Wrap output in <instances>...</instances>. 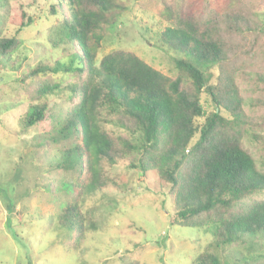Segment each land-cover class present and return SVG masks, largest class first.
Listing matches in <instances>:
<instances>
[{
  "label": "trees",
  "instance_id": "16d2710c",
  "mask_svg": "<svg viewBox=\"0 0 264 264\" xmlns=\"http://www.w3.org/2000/svg\"><path fill=\"white\" fill-rule=\"evenodd\" d=\"M117 2L51 0L46 12L58 23L46 43L64 45L65 60L52 68L40 63L19 80L32 81L27 87L36 100L61 83L35 78L67 83L62 120L52 135L42 128L44 138L34 145L35 152L59 146L58 170H84L69 186L73 198L58 224L83 240L82 197L102 188L101 162L127 161L128 169L155 177L157 189L147 185L150 190H165L170 225L211 233V251L199 252L192 263L228 264L225 249L264 239V71L254 69L264 64V0H224V7L208 0L162 1L158 16L166 26L159 42L182 56L173 61L172 78L130 50L96 58L106 31L116 30L109 14ZM64 6L67 17L60 13ZM14 12L7 20L18 30L36 20L20 3ZM19 45L16 37H0V64ZM48 114L47 102L29 104L19 119L22 130L43 125Z\"/></svg>",
  "mask_w": 264,
  "mask_h": 264
},
{
  "label": "rangeland",
  "instance_id": "374dc122",
  "mask_svg": "<svg viewBox=\"0 0 264 264\" xmlns=\"http://www.w3.org/2000/svg\"><path fill=\"white\" fill-rule=\"evenodd\" d=\"M162 1L175 0H118V7L109 14L116 30L106 31L95 50L96 58L116 49L130 50L164 76L174 77L173 61L182 56L159 42V33L166 26L158 16ZM190 1L182 0L185 4ZM208 1L211 7L225 6L224 0ZM50 2L0 0V37H16L20 42L0 64V264H193L199 252L211 251V233L170 225L172 206L163 195L165 190L160 186L161 191L150 190L148 186L157 189L155 177L148 173L143 177L137 170L128 169L127 161L113 166L101 162L102 188L82 197L83 240L72 228L58 224L61 209L73 198L69 186L84 170L80 174L58 170L54 156L59 146L35 152L34 145L40 136L44 138L42 128L50 134L62 120L68 106L67 83L50 75L35 78V83H61L36 100L27 87L32 81H19L40 63L52 68L56 60H65L64 45L46 43L54 39L53 28L58 23L46 12ZM19 3L36 16L34 24L22 30L8 21ZM60 11L67 17L65 6ZM259 17L264 21V2ZM254 69L264 71V64ZM42 101L49 108L46 122L23 131L19 119L27 106ZM4 202L12 206L10 212ZM225 250L231 255H225L228 264H264V239Z\"/></svg>",
  "mask_w": 264,
  "mask_h": 264
}]
</instances>
